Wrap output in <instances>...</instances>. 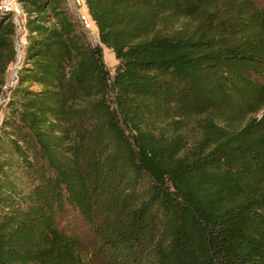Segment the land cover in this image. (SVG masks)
Wrapping results in <instances>:
<instances>
[{
	"label": "trees",
	"instance_id": "1",
	"mask_svg": "<svg viewBox=\"0 0 264 264\" xmlns=\"http://www.w3.org/2000/svg\"><path fill=\"white\" fill-rule=\"evenodd\" d=\"M82 1L0 13V264H264V2Z\"/></svg>",
	"mask_w": 264,
	"mask_h": 264
},
{
	"label": "rangeland",
	"instance_id": "2",
	"mask_svg": "<svg viewBox=\"0 0 264 264\" xmlns=\"http://www.w3.org/2000/svg\"><path fill=\"white\" fill-rule=\"evenodd\" d=\"M18 4H16V8L14 9H9V8H5L0 10V13L3 14H11L12 19L14 24L16 25V49L19 53V55L22 53V47L25 44V40H24V31L21 28L23 25V21L24 19L22 18V4H19L20 0H16ZM68 3V7L69 10L71 12V14L77 18L80 23L83 26V29L87 35L88 40L93 44H99V40H98V34H97V30L96 27L94 25V23L92 22L91 18L89 17L86 7L84 5V2L82 0H66ZM264 2V0H261ZM102 52H103V60L105 65L107 66L110 74H113L114 72V68L116 65V61L114 59V56L112 54V52L103 47L102 46ZM19 58L20 56H18L17 58V62L13 65H11L7 72H6V82L8 85L13 84V80L16 76V71L18 68V63H19ZM2 102L3 99L2 97H0V121L2 119V115H3V107H2ZM68 228H70L69 230L71 232H73L76 236H78V238H80L81 240H83L87 246L90 249V252H93L95 250V247L97 246L96 240L95 238L90 234V232L87 230L86 227L81 226L80 224H75L74 222L71 223V226H69ZM90 259V258H89ZM91 262V264H96L98 263L95 259L89 260Z\"/></svg>",
	"mask_w": 264,
	"mask_h": 264
},
{
	"label": "built area",
	"instance_id": "3",
	"mask_svg": "<svg viewBox=\"0 0 264 264\" xmlns=\"http://www.w3.org/2000/svg\"><path fill=\"white\" fill-rule=\"evenodd\" d=\"M0 4L5 6L6 8L14 9L16 8V4L18 3L16 0H0Z\"/></svg>",
	"mask_w": 264,
	"mask_h": 264
},
{
	"label": "crops",
	"instance_id": "4",
	"mask_svg": "<svg viewBox=\"0 0 264 264\" xmlns=\"http://www.w3.org/2000/svg\"><path fill=\"white\" fill-rule=\"evenodd\" d=\"M19 4H21V2H19ZM5 8H6L5 6H3L2 4H0V10L5 9ZM21 15H22V18H24L23 13H21Z\"/></svg>",
	"mask_w": 264,
	"mask_h": 264
}]
</instances>
